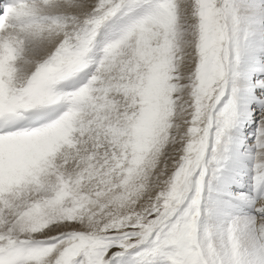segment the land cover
I'll use <instances>...</instances> for the list:
<instances>
[{
    "label": "snow or ice",
    "instance_id": "6c2138e0",
    "mask_svg": "<svg viewBox=\"0 0 264 264\" xmlns=\"http://www.w3.org/2000/svg\"><path fill=\"white\" fill-rule=\"evenodd\" d=\"M0 264H264V0H0Z\"/></svg>",
    "mask_w": 264,
    "mask_h": 264
}]
</instances>
